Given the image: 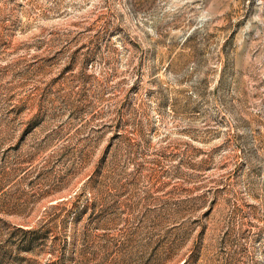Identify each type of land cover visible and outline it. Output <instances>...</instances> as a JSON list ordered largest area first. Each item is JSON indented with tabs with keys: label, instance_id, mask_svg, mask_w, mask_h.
<instances>
[{
	"label": "rangeland",
	"instance_id": "1",
	"mask_svg": "<svg viewBox=\"0 0 264 264\" xmlns=\"http://www.w3.org/2000/svg\"><path fill=\"white\" fill-rule=\"evenodd\" d=\"M172 223L173 263L264 264V0H0V264Z\"/></svg>",
	"mask_w": 264,
	"mask_h": 264
},
{
	"label": "trees",
	"instance_id": "2",
	"mask_svg": "<svg viewBox=\"0 0 264 264\" xmlns=\"http://www.w3.org/2000/svg\"><path fill=\"white\" fill-rule=\"evenodd\" d=\"M77 195L67 199L64 203L59 202L52 208L69 204L67 212L75 211L76 214L72 218L75 222L86 210L91 209V206H82L77 208ZM93 216V211L90 212ZM96 227H102V230L109 229L115 219V214L108 209L100 210L99 213L93 216ZM167 229L171 232L167 242H155L152 246L149 237L143 239L142 248H148V252H142L139 256L132 254L131 250L134 243H137L134 238L135 232L129 236H109L106 232L100 235L87 233L85 226L79 230L74 239L79 242V248L76 250L74 258L76 264H190L195 259L193 251L184 254L178 260L174 261L177 255L179 245L183 242V234L178 233V228L175 224H170ZM163 243V244H162ZM150 246V247H149Z\"/></svg>",
	"mask_w": 264,
	"mask_h": 264
}]
</instances>
